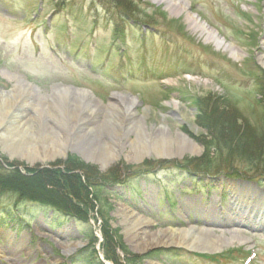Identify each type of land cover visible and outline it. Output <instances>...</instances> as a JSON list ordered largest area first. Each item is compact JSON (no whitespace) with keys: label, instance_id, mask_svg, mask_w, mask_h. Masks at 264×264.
Wrapping results in <instances>:
<instances>
[{"label":"rangeland","instance_id":"rangeland-1","mask_svg":"<svg viewBox=\"0 0 264 264\" xmlns=\"http://www.w3.org/2000/svg\"><path fill=\"white\" fill-rule=\"evenodd\" d=\"M130 1L134 8L114 0H0V104L23 96L36 103L29 109L32 122L26 130L12 129L7 134L12 145L19 138L33 146L37 140L42 156L31 157L29 148L25 154L13 155L5 148L3 157L32 170L60 163L63 168L70 155L102 174L134 168L118 186L104 187L109 193L103 195L108 210H100L95 202L88 215L97 239L95 252L103 264H112L103 248L104 222L116 231L134 259L142 258L135 264H264V217L253 209H231L233 192L257 195L264 203L263 181L255 182L256 187L239 183H252L244 171L246 155L243 160L236 153H220L215 164L221 166L206 176L205 191L176 177L162 185L149 178V172L136 175L147 163L206 160L207 150L201 143L206 132L198 124L201 103L209 106L208 112L211 106L218 112L234 111L238 127L257 139L264 137V67L259 62L264 55V0H182L187 5L182 11L167 2ZM192 16L233 45L239 57L208 41L206 33L191 26ZM18 80L33 89L18 85ZM84 92L102 104L95 123L104 136L102 140L98 136L84 139L79 149L64 155L61 144L72 142L66 129L45 123L59 107L76 113L89 97ZM118 95L126 97L123 103L116 99ZM161 127L169 129L170 138L163 136ZM93 131L98 135L99 131ZM177 133L189 137L192 144L179 140ZM17 134H21L18 139ZM105 140L109 142L106 146L90 145ZM45 146H58L61 156L45 160L52 155L46 154ZM82 153L92 155L93 160L87 161ZM100 157L112 159L108 168ZM169 184L176 188H166ZM167 196L177 203L173 211L167 207ZM221 198L227 217L200 211L201 206H219ZM10 201L2 198L0 211L14 208ZM20 205L23 213L10 215L0 227V264H87L80 256L88 246L87 228L81 232L72 222L53 224L56 219L52 220L51 210L27 202ZM132 212L150 224L140 231L132 221L126 224ZM190 226L207 233L205 244L217 242L216 249L207 248L204 242L198 249L149 244L159 231ZM118 255L122 262L124 253L118 251Z\"/></svg>","mask_w":264,"mask_h":264},{"label":"trees","instance_id":"trees-1","mask_svg":"<svg viewBox=\"0 0 264 264\" xmlns=\"http://www.w3.org/2000/svg\"><path fill=\"white\" fill-rule=\"evenodd\" d=\"M114 1L120 6L127 2L130 7H135V4H132L130 0ZM128 9L130 10V8ZM203 104H199L197 109L200 117L198 124L206 132L204 141H200L207 150L206 160L147 163L137 169L139 171L136 172V175L149 172L150 175L148 173L144 175L148 174L154 182L162 185L176 177V179L191 182L194 187H197L195 190H205L206 187L202 184L206 183L205 179L219 164H215V159L221 158L220 153L228 152L236 153L235 156L240 159L246 155L247 158L245 157L244 162L247 161V164L242 163L245 166L244 171L248 173L246 179L264 182V156L260 153L263 149L261 142H264V137L257 139L256 136H250V133L238 127L239 118L234 111L232 113L218 112L217 107L212 109L211 106L212 111L208 112L206 109L209 106L205 107ZM4 160L0 155V201L2 198H8L11 200L10 202H14L15 206L0 211V215H6L5 219L0 217V227L8 223L6 220L10 215L23 213L20 208L21 203L27 202L45 207L54 212L52 220L56 219V221H53V224L64 225L72 222L81 232L86 231L87 228L85 241L88 242V246L82 250L80 256L83 254V260H86L87 264H103L95 252L97 239L89 223L88 215L94 210L95 202L100 204V210H108V204L103 199V195L107 196L109 193L104 192V187L118 186L122 177L133 171L134 168L112 169L107 174H102L93 166L85 164L79 157L70 155L63 163V168L60 163L58 167L20 171L17 165L3 164ZM231 162L229 161V163ZM219 166L221 165L219 164ZM160 173L161 175H158ZM174 186V184H169L166 188H176ZM173 207L175 204L171 205L172 209ZM58 214H60V218H58ZM104 226L106 227L102 228L103 248L106 251L107 261L112 264H123V262L124 264H135L136 260L142 259L137 257L134 259L132 254L119 242L116 231L105 222ZM118 251L124 253L125 258L122 262ZM85 252H90L91 256L85 257L87 256ZM150 258H154L152 254Z\"/></svg>","mask_w":264,"mask_h":264},{"label":"bare ground","instance_id":"bare-ground-1","mask_svg":"<svg viewBox=\"0 0 264 264\" xmlns=\"http://www.w3.org/2000/svg\"><path fill=\"white\" fill-rule=\"evenodd\" d=\"M155 2L157 3L167 2L168 4H171L176 9L180 8L181 11L187 7V5L182 0H155ZM189 22L191 26L194 27L195 29H198L202 31L203 33H206L208 35V41H212L216 43L219 47L223 46L225 51L230 52L232 57L234 58L239 57L238 55L240 54V52L233 45L226 44L224 41H222V39H220L214 31L208 29V27L201 24L196 17L194 16L189 17ZM259 62L264 67V55L260 57ZM18 85H24V87L27 88L28 90L33 89L31 85L21 80H18ZM84 93L86 96H89V97L87 101L80 104V106L78 107L79 110L76 113L70 112L69 110L68 112H66V110L59 107L57 111H54L52 113L50 122L48 121L49 123L47 122L45 123V125L49 126L50 128L52 127L50 123L54 122L53 124L58 126L60 129L61 128L66 129L64 131L67 133V138H69L72 142L61 144L64 147V151H63L64 153L62 152L64 155H66V153L70 150L71 152H74V150H76L77 148L79 149L80 147H77V145H79L80 141H83L84 139L96 140L95 137L98 136L97 137L98 140H102L103 139L102 136H104V134L101 133L98 125L95 123L96 119L102 112V104L97 103V101L92 97L90 93L88 92H84ZM86 96L84 97L87 98ZM27 97L25 96L19 97L18 99L13 100L9 103L0 104V140L2 142V143L0 142V155L2 157H3L2 153L5 151V148L8 151H10V153H13V155H16L18 151H20L19 152L20 154H25L27 152V149L29 148V150L33 152L31 157L35 158L39 156L38 152L40 151L41 148L39 147L40 146L39 144H36L37 140H34V146H33L29 142H25L23 138L20 139L19 136L21 134L20 135L17 134L18 137L16 139L19 138L18 140L20 142L19 143L16 142L14 145H12V142L14 141H12L13 139L11 138V136H8L7 134L8 130H12V129L13 131L24 130L32 122V116L29 112V109L33 108L34 104L36 103L34 101H33L34 103H31L29 101V98ZM116 99H119V101L123 103L126 97L118 95L116 96ZM117 103L118 102H115L114 104H117ZM129 103H132V102H129ZM114 104L112 106H116ZM143 129L145 130L146 128L143 127ZM143 129L142 131H144ZM52 130L55 131L54 128ZM93 130L99 131L98 135L97 134L94 135L95 133ZM159 131L163 134L164 137L166 138L171 137L170 131L166 127H161ZM59 136H62V135L59 134ZM176 136L179 140L184 141L185 143L192 144L191 141L187 137L183 136L181 133H177ZM107 144H109V142L105 140L102 142V144H100L99 142L92 141L90 145H95L94 147L97 148V146L98 147H100L101 145L106 146ZM57 147L58 146H56L54 149H50V147L48 146L44 147L46 154H50V153L52 154V155L46 156L45 160H52V159L55 160L54 159L55 157L61 156V155H58L57 153V150H58ZM82 154H83L82 156L86 160L88 159L92 161L94 158L92 155H88V154L85 155V153H82ZM108 155H110L109 152H108ZM39 157H42V156H39ZM113 157H114L113 155L110 156V158H113ZM98 160H100V162H103L104 168H108L109 166L108 164L112 162V159H109L106 157H102L101 159H98ZM2 163L5 165H10V164L17 165L20 171L32 170L31 168H27L25 167L24 164L19 163V162L9 163L7 160H4L2 161ZM34 169H38V168H34ZM261 196H262V199H264V194ZM232 197L233 199L231 201V206H233L238 211L240 209L241 210H245V209L252 210L253 209V211H258V214H262V216L264 217V203H261L259 201L261 197H258L257 195H253V197L248 196V195L241 197V195L239 196V193L233 194ZM212 210L215 211V208L213 207ZM226 211L223 210L220 213V215L225 216ZM128 221H132L130 223L135 224L133 227L134 228L136 227L137 230L139 231L141 230L143 226L147 225L148 223L150 224V222L147 219L140 217L137 213H133V212L131 213V215L127 217L126 224L128 223ZM206 236H207V233L201 230H197V228L191 226L188 229H184V230L170 229L167 231H159L150 237L151 243L149 244L154 243L156 246H163V245L165 246H172V245L173 246H188L190 249H198L197 247L199 245L202 246L201 243L204 242L203 243L204 246H207V248L211 246L213 250H215L217 247V242H211L209 243V245H206L205 244L207 243V241H205V239H207ZM233 240H229L226 242L231 243ZM21 242L23 243V240H21ZM221 245H224V242H221ZM136 246H139V245L136 243ZM150 246L151 245H147L146 248ZM150 264H158V263H150Z\"/></svg>","mask_w":264,"mask_h":264},{"label":"water","instance_id":"water-1","mask_svg":"<svg viewBox=\"0 0 264 264\" xmlns=\"http://www.w3.org/2000/svg\"><path fill=\"white\" fill-rule=\"evenodd\" d=\"M30 85V84H29ZM32 86V85H31ZM184 136V135H183ZM185 137H187V136H185ZM187 138H189V137H187ZM239 183H241V184H244V185H251V186H253V187H256L257 186V184L255 183V182H252V183H249V182H243V181H240Z\"/></svg>","mask_w":264,"mask_h":264}]
</instances>
